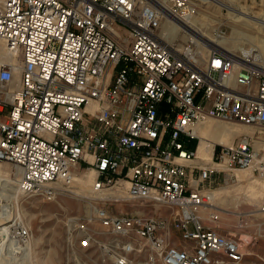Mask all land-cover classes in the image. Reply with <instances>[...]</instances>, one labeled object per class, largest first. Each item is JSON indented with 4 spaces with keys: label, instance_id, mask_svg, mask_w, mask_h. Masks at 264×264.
Masks as SVG:
<instances>
[{
    "label": "built area",
    "instance_id": "2783aa9c",
    "mask_svg": "<svg viewBox=\"0 0 264 264\" xmlns=\"http://www.w3.org/2000/svg\"><path fill=\"white\" fill-rule=\"evenodd\" d=\"M193 5L0 0V163L21 196L83 203L65 216V242L98 264L243 261L214 194L234 171L264 183V73L190 36L167 39L161 24H182ZM209 119L253 134L198 162ZM11 225L21 249L30 232Z\"/></svg>",
    "mask_w": 264,
    "mask_h": 264
},
{
    "label": "rangeland",
    "instance_id": "374dc122",
    "mask_svg": "<svg viewBox=\"0 0 264 264\" xmlns=\"http://www.w3.org/2000/svg\"><path fill=\"white\" fill-rule=\"evenodd\" d=\"M191 9L197 26L201 27L207 39L222 40L220 37H224L223 39L228 40L223 46L224 50L238 56L242 55L243 51L252 50L257 51L255 55L261 53L264 56V28L260 25L264 22V0H216L214 3L194 0ZM233 10L242 14L237 16L238 13ZM185 40L186 38L178 36L175 41ZM212 121L199 128L219 125L206 135L215 142L222 136L223 126H229L232 131L227 141L228 144L237 140L239 135L253 134L250 128L236 124H223L213 119ZM195 143L191 141L187 147L192 150ZM9 169L10 166L5 163L0 165L3 180L10 176ZM242 175L241 183L232 177L229 185H222L217 190L215 199L220 209L221 225L241 240L244 257L240 264H260V259L264 255V214L256 212V209L264 195V183L248 172ZM244 176H249L248 180ZM10 179L9 185L6 181H0V215H12L8 225L13 222L17 225L16 222L21 221V224L29 230L32 239L30 243L18 250L14 245L12 230L6 238H0V246L4 247L0 251L2 254L0 257L4 258H0V264L1 262L3 264H98L96 257H90L75 248L70 249L65 242V216H73L82 212L83 203L81 201L62 198L54 203L43 201L40 198L24 197L19 195L12 186L16 183L13 182V177L10 176ZM86 189V187L83 188V192H86ZM238 222H241L242 229H234ZM142 258V255L138 256L136 264H145Z\"/></svg>",
    "mask_w": 264,
    "mask_h": 264
},
{
    "label": "bare ground",
    "instance_id": "6f19581e",
    "mask_svg": "<svg viewBox=\"0 0 264 264\" xmlns=\"http://www.w3.org/2000/svg\"><path fill=\"white\" fill-rule=\"evenodd\" d=\"M155 4H158L159 6H161L162 8V11H165L164 9H166L167 7V1L168 0H152ZM203 1H210V2H216V0H203ZM234 12H237V10H233ZM242 13H238L237 16H240ZM256 20V19H255ZM200 22V21H199ZM182 24L178 23V24H175V25H172L170 24L169 22H164L161 24V28H160V31L163 35H167V39L171 40V41H175L177 39L178 36H181V37H184V38H189V36L196 42H200L202 43V49H201V52L203 54L206 53V51L209 49V48H212V49H216V50H219L221 52H225L229 55H231L232 57L240 60H244V61H248L249 64L256 68L257 70H260L264 73V56L259 53L258 55H255V53L257 51H243L242 52V55L238 56L237 54H233L232 52H228L226 50H224L223 46L227 44L228 40L225 38L223 39L224 37H220L222 38V40H219V39H207L206 35H204V32L203 30L201 29V27H198L197 24H196V21H195V17L194 15L189 12V14H186V16H184L182 18ZM263 28H264V22H262L260 24ZM5 55V52H4V48H2L0 46V58ZM15 59L12 58V61H14ZM212 121V119H209V120H206L202 123H200L197 128H196V133H197V136L200 138V142L199 144L197 145V149L195 151V156L197 158L198 156V149H199V146H200V150H199V153L203 152L204 149L206 147H209L211 149V153H212V150H213V147L215 145H224V146H230L231 144H228V140L226 139V137H229L231 135V130L229 129V126H223L224 127V132L222 134V136L220 138H218L217 142L213 141V139L211 138H206L203 133H206L208 132L212 127H209V128H199L201 127L202 125H206V124H210ZM219 126V125H218ZM222 127V128H223ZM245 128H248V127H245ZM222 130V129H221ZM215 140V139H214ZM232 140V139H231ZM2 163H0L1 165ZM245 171V170H243ZM239 172H242V171H234L232 176L229 177L228 176V180L226 181L225 184H228L229 185V182L232 181V177H235L237 181V174ZM0 181H6L7 184L9 185V183H11V179H10V176L7 177L6 180H3L2 179V174H0ZM15 180H13L14 182ZM12 186H15L12 184ZM83 190V189H82ZM17 192V191H16ZM5 193V192H4ZM6 194V193H5ZM14 194V193H13ZM7 196V195H5ZM6 198V197H5ZM4 199V198H2ZM14 199V198H13ZM16 199V198H15ZM6 201H10V200H7ZM14 201V200H13ZM263 215V214H262ZM12 216V215H11ZM10 215L8 216H5L4 214L0 215V238H6L7 234H9V232L12 230V225H8L9 222H11V217ZM18 224H21V221H18L16 222ZM14 225H15V222H14ZM32 238L30 237L29 238V241L28 243H30V240ZM3 240V239H2ZM1 240V241H2ZM5 240V239H4ZM3 240V241H4ZM7 241V240H6ZM9 241V240H8ZM7 241V242H8ZM6 242V243H7ZM4 243V242H3ZM26 243V244H28ZM26 244L24 246H26ZM2 245H5V244H2ZM13 245V244H11ZM9 245V246H11ZM6 246V245H5ZM3 246H0V251L3 250L2 248ZM8 248V246H7ZM9 250V249H8ZM19 250V249H18ZM11 251V250H10ZM14 251V250H12ZM20 253V251H18ZM18 252H15L18 254ZM2 253V252H1ZM5 253V252H4ZM13 253V252H11ZM14 253V254H15ZM6 254V253H5ZM2 254H0L1 256ZM7 255V254H6ZM10 255V254H9ZM16 256V255H14ZM20 256V255H18ZM3 257V256H2ZM0 257V258H2ZM13 257V256H12ZM14 258V257H13ZM4 259V258H2ZM28 259V258H27ZM7 260V259H6ZM4 260V261H6ZM16 262V261H15ZM3 264V262H1ZM11 263H14V262H11ZM10 264V263H9ZM219 264H225L224 262H220Z\"/></svg>",
    "mask_w": 264,
    "mask_h": 264
},
{
    "label": "crops",
    "instance_id": "0c3cea01",
    "mask_svg": "<svg viewBox=\"0 0 264 264\" xmlns=\"http://www.w3.org/2000/svg\"><path fill=\"white\" fill-rule=\"evenodd\" d=\"M216 126H218V125H214L208 132H206V133H203V135L206 137V138H209L208 136H206L207 134H210L212 131H213V129L216 127ZM224 128V127H223ZM232 134V133H231ZM230 138V136L229 137H226V139L228 140ZM199 150H200V146H199V149H198V156H197V161L198 162H201V163H208L209 161H210V159H211V155H212V153H211V149L209 148V147H206L205 149H204V151L203 152H201V153H199ZM244 172H248L251 176H252V174H251V172L249 171V170H245V171H242V172H239L238 174H237V181L239 182V183H241V181H243L242 180V178H243V175H242V173H244ZM244 178L245 179H247L248 180V178H249V176H244ZM219 189V188H218ZM217 189V190H218ZM217 190L215 191V196H216V192H217ZM216 198V197H215ZM216 200V199H215Z\"/></svg>",
    "mask_w": 264,
    "mask_h": 264
}]
</instances>
